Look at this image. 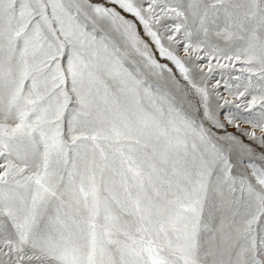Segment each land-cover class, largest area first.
<instances>
[{
	"label": "snow or ice",
	"instance_id": "1",
	"mask_svg": "<svg viewBox=\"0 0 264 264\" xmlns=\"http://www.w3.org/2000/svg\"><path fill=\"white\" fill-rule=\"evenodd\" d=\"M0 264H264V0H0Z\"/></svg>",
	"mask_w": 264,
	"mask_h": 264
}]
</instances>
